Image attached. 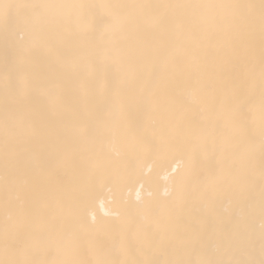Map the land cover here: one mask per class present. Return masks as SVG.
Masks as SVG:
<instances>
[{"label": "bare ground", "instance_id": "bare-ground-1", "mask_svg": "<svg viewBox=\"0 0 264 264\" xmlns=\"http://www.w3.org/2000/svg\"><path fill=\"white\" fill-rule=\"evenodd\" d=\"M0 3L21 6L0 23V260L258 250L260 0Z\"/></svg>", "mask_w": 264, "mask_h": 264}, {"label": "snow or ice", "instance_id": "snow-or-ice-1", "mask_svg": "<svg viewBox=\"0 0 264 264\" xmlns=\"http://www.w3.org/2000/svg\"><path fill=\"white\" fill-rule=\"evenodd\" d=\"M19 5L0 3V23L3 24L5 29V40L9 39L14 33L11 29L14 27L15 17L17 15L16 9L20 8ZM250 10H254L256 5L245 6ZM259 20H260V46L261 56L264 58V0H260L259 4ZM247 43L251 46L254 43V34L249 32L247 35ZM262 180H264V174H262ZM262 197V223H261V235L259 240V248L257 250L255 240L249 238L238 256L230 259H206L197 262V264H264V186L261 189ZM0 264H15L11 261L0 260ZM140 264H192L191 261L182 258L159 260L153 258H147L140 262Z\"/></svg>", "mask_w": 264, "mask_h": 264}]
</instances>
